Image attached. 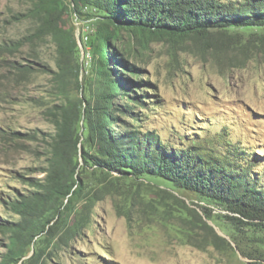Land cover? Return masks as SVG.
Wrapping results in <instances>:
<instances>
[{"label": "rangeland", "instance_id": "374dc122", "mask_svg": "<svg viewBox=\"0 0 264 264\" xmlns=\"http://www.w3.org/2000/svg\"><path fill=\"white\" fill-rule=\"evenodd\" d=\"M27 6L0 0V222L17 220L8 202L43 176L46 138L54 130L45 112L63 99L47 71L56 69L55 44L48 37L27 41L33 23L13 17ZM74 24L82 61L80 23ZM239 33L231 48L212 34L174 42L124 33L115 45L143 81L130 92L139 99L131 110L137 121L126 116L135 129L151 130L176 148L201 143L224 153L233 145L237 155L250 154L257 176L264 171V29ZM22 38L23 45L9 50ZM248 40L244 56L240 48ZM12 132L18 135L10 138ZM108 180L88 224L66 244L46 249L41 264H264V219L229 221L223 215L231 213L190 192ZM207 226L227 245L213 242ZM6 242L0 231V257Z\"/></svg>", "mask_w": 264, "mask_h": 264}, {"label": "trees", "instance_id": "16d2710c", "mask_svg": "<svg viewBox=\"0 0 264 264\" xmlns=\"http://www.w3.org/2000/svg\"><path fill=\"white\" fill-rule=\"evenodd\" d=\"M22 1L27 8L13 17L33 23L27 41L48 37L55 44L56 69L47 71L54 92L63 99L45 112L54 130L46 138L43 176L29 183L27 193L8 202L17 220L0 222L7 239L0 264H41L52 244H66L78 235L94 204L109 190L111 177L190 192L231 213L223 215L229 221L264 219V171L255 176L248 152L237 155L229 145L221 153L201 143L176 148L127 121L126 116L137 121L131 110L139 99L130 92L143 81L136 68H128L118 57L115 45L124 33L174 42L205 41L212 34L231 48L240 41L239 32L264 29V0ZM67 17L71 20L65 27ZM75 22L80 23L82 61ZM23 43L22 38L8 44L9 50ZM249 43L240 48L244 56ZM70 91L81 96L72 97ZM17 135L12 132L9 137ZM207 230L213 242L227 245L212 228Z\"/></svg>", "mask_w": 264, "mask_h": 264}, {"label": "bare ground", "instance_id": "6f19581e", "mask_svg": "<svg viewBox=\"0 0 264 264\" xmlns=\"http://www.w3.org/2000/svg\"><path fill=\"white\" fill-rule=\"evenodd\" d=\"M87 35V34H86Z\"/></svg>", "mask_w": 264, "mask_h": 264}, {"label": "water", "instance_id": "95a60500", "mask_svg": "<svg viewBox=\"0 0 264 264\" xmlns=\"http://www.w3.org/2000/svg\"><path fill=\"white\" fill-rule=\"evenodd\" d=\"M80 44V43H79Z\"/></svg>", "mask_w": 264, "mask_h": 264}]
</instances>
